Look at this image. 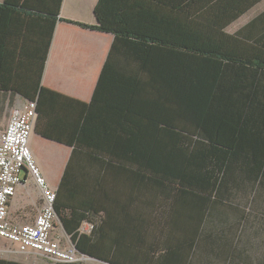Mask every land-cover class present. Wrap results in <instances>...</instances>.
<instances>
[{
    "label": "crops",
    "instance_id": "1",
    "mask_svg": "<svg viewBox=\"0 0 264 264\" xmlns=\"http://www.w3.org/2000/svg\"><path fill=\"white\" fill-rule=\"evenodd\" d=\"M98 1L60 0L57 14L58 0H0V59L6 60L5 68L8 67L4 74L19 77L24 90L31 94L45 86L91 102L116 39L110 31L80 24H98ZM198 3H205L207 8L213 6L188 0L179 7L180 12L189 15L183 44L210 48L244 61L231 60L222 68L226 76L218 84L226 85V99H220L216 90L214 107L221 115L225 104V125L223 136H219L217 131L222 127L216 123L213 136L222 137L224 145L196 138L183 166L184 175L175 180L179 190L170 216L181 224H176L175 231L184 230L186 240L182 244L176 239L171 247H183V257L190 259L196 226V231L202 233L201 249H216V264H264V47L237 33L264 10V0L236 2L237 13L214 23L204 17V7L195 12ZM169 6L164 13L152 3L147 14L134 16L137 19L142 14L150 22L151 31L171 40L182 18ZM160 20L164 21L161 32ZM232 24V30L224 28ZM245 33L250 34L249 30ZM254 34H264V27L258 25ZM149 42L143 44L137 36H119L106 76L110 82L113 80L115 95L125 107L158 111L163 107L165 93L170 96L172 80L159 76L161 70L164 75L167 63L158 62V41ZM28 99L18 91H1L0 107L5 111ZM138 113L124 112L108 159L110 169L104 170L95 191L97 214L82 222L80 233L91 235L93 225L106 218L107 234L103 240L114 241L132 205L139 176L152 173L166 177V165L172 160H168L164 145L171 144L158 142L162 125ZM5 125L0 121V126ZM50 132L54 137H47L34 127L30 145L44 175L58 187L73 146L52 138L61 134L64 139H76V133L59 124L52 125ZM22 177L9 204L10 214L13 221L31 222L36 215L35 184L27 169ZM29 258L10 260L49 264ZM94 260L102 261L95 257Z\"/></svg>",
    "mask_w": 264,
    "mask_h": 264
},
{
    "label": "trees",
    "instance_id": "2",
    "mask_svg": "<svg viewBox=\"0 0 264 264\" xmlns=\"http://www.w3.org/2000/svg\"><path fill=\"white\" fill-rule=\"evenodd\" d=\"M188 0H100L95 12L98 24L80 23L101 31H110L116 39L121 35L137 36L145 44L149 41L158 42V62L170 63L164 69L165 80L170 78L169 98L164 95L162 109L145 110L123 105L115 95L113 80L106 76L110 70L111 54L116 48V39L111 49L107 63L104 66L101 79L91 102H83L66 96L61 92L42 87L36 88L32 94L24 90L19 77H11L6 72V60L0 59V92L14 90L22 93L30 100L37 101V132L54 137L50 127L59 124L61 127L76 133V139H64L61 134L57 138L62 143L73 146L68 158L64 174L57 187V198L54 205L63 228L71 235V240L77 249L108 264H216L215 248L201 249L202 233L193 232V255L184 258L183 247L174 249L171 243L185 239L184 230L175 231L177 220H172L170 208L178 193V183L175 181L182 172L185 161L190 155V147L196 138L205 142L224 145L222 137L213 136L214 125L222 127L218 131L223 136L225 104L221 115L216 112L214 99L219 90L220 99H226L227 87L222 84V76H226V68L235 59L221 54L219 51L206 47L183 44L189 15L179 11V7ZM153 6H159L165 13L167 6L175 9V14L181 16L173 38L166 39L151 31L150 22L142 14H147ZM60 12V0L57 3V14ZM135 13H142L135 19ZM150 13V11H149ZM184 18V19H183ZM75 22L73 20H66ZM164 21L160 20V32ZM258 25L264 27V10L249 21L237 33L253 39L264 47V34L256 35ZM249 30L250 34L245 33ZM167 42V46L165 45ZM150 43V42H149ZM51 44V38L47 51ZM154 46V44H146ZM165 52V54H164ZM13 78V81H12ZM225 82L226 78H224ZM169 103L167 104L166 101ZM4 110L0 107V113ZM135 111L141 116L156 121L163 126L158 135V142L168 143V160L165 168V178L152 173L139 176L137 191L128 210L117 238L105 242L106 218L93 225L92 234L80 233L82 222L97 214L95 209V191L100 185L104 170L108 172V159L115 144L118 129L122 123L124 112ZM220 115V116H219ZM217 118V119H216ZM217 120V121H216ZM212 133V134H211ZM172 179V180H171ZM172 221V224L170 222ZM180 222V220H178ZM181 224H177L179 226ZM171 226V228H170ZM189 240V232H188ZM207 244V243H206ZM0 264H25L10 259H1ZM73 264V263H70ZM85 264V263H74Z\"/></svg>",
    "mask_w": 264,
    "mask_h": 264
},
{
    "label": "built area",
    "instance_id": "3",
    "mask_svg": "<svg viewBox=\"0 0 264 264\" xmlns=\"http://www.w3.org/2000/svg\"><path fill=\"white\" fill-rule=\"evenodd\" d=\"M36 110L37 101L28 99L12 107L7 124L0 128V239L8 242L10 252L38 255L55 264L83 263L90 258L61 231L54 207L57 187L44 175L30 145ZM25 169L35 184L36 215L31 222L13 221L9 204Z\"/></svg>",
    "mask_w": 264,
    "mask_h": 264
},
{
    "label": "rangeland",
    "instance_id": "4",
    "mask_svg": "<svg viewBox=\"0 0 264 264\" xmlns=\"http://www.w3.org/2000/svg\"><path fill=\"white\" fill-rule=\"evenodd\" d=\"M244 0H199V2H207V4L213 5L212 7H204L203 4L205 3H198L195 5V12L200 10L202 7H204V11H207V14L204 13V17H206L208 19V21L214 23V22H224L226 20L229 19L231 14H235L237 13V8L236 6L238 5L236 2H238L239 4H242ZM231 20V19H230ZM225 29H229L232 30L234 28V24H232L230 27L225 26ZM12 109V106L10 105L9 108H7L5 111H3L2 113H0V121L3 122L5 124H7L8 120H9V115H10V111ZM2 127V126H0ZM60 226H62L61 222H58ZM63 227V226H62ZM64 229V228H63ZM63 229H61V231H64ZM71 239V238H70ZM1 240V251H0V257L1 259H14L16 257H21V258H32L34 257V259L36 261H41V263H49L51 264V261L47 260V259H42L41 256H36V255H26V254H20V253H14V252H10L9 251V244L5 239H0ZM29 258V259H30ZM85 264H108V263H104L102 261H98V260H94V259H87L85 262H83Z\"/></svg>",
    "mask_w": 264,
    "mask_h": 264
},
{
    "label": "water",
    "instance_id": "5",
    "mask_svg": "<svg viewBox=\"0 0 264 264\" xmlns=\"http://www.w3.org/2000/svg\"><path fill=\"white\" fill-rule=\"evenodd\" d=\"M90 259H94V258H91V257H90ZM98 261H99V260H98Z\"/></svg>",
    "mask_w": 264,
    "mask_h": 264
}]
</instances>
